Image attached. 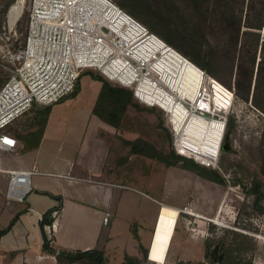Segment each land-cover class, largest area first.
<instances>
[{
    "label": "rangeland",
    "instance_id": "1",
    "mask_svg": "<svg viewBox=\"0 0 264 264\" xmlns=\"http://www.w3.org/2000/svg\"><path fill=\"white\" fill-rule=\"evenodd\" d=\"M114 1L118 2V0ZM16 2V0H0V77L6 80L12 68L8 52H15L23 45L29 18L30 0H24L23 12L19 20L13 25L10 24L9 10ZM150 2L164 9L172 21L181 25V31L188 37H199L201 33L213 41L226 43L235 40L238 36L236 54L243 50L240 43L242 29L238 35L235 30L236 25L240 21L242 28H245L246 13L250 4L256 3L259 8L263 3L264 8V0H224V3L218 0H150ZM260 23L262 39L264 14ZM154 32L167 41L161 34ZM186 44L187 50L194 53V41L191 40ZM228 51L235 54L232 46ZM259 52L260 47L258 58ZM191 62L185 63L180 79L188 86L187 98L194 105H202L206 110L211 107L221 118H207L194 113L186 118V109L177 103L175 121L177 125H181L183 133L192 135L195 140H205L207 143L219 146L224 119L227 118L224 137L230 142V149L221 148L217 165L207 166L205 169L209 174L220 176L222 182L203 177L184 168L182 164L167 166L150 157L130 154L129 147L124 144V138L134 140L141 137L154 143L159 149L166 151L172 149L174 137L167 116L162 109L149 107L135 99L139 107L128 109L127 125L117 128L96 119L92 110L102 83L92 78L88 69L80 78L79 91L75 96L67 95L51 104L41 152L44 155L68 152L69 155L79 159L85 154L84 142H81L83 136L87 140L92 130L100 129L107 134V130L113 128L112 130L115 131L111 139L107 138L108 141L111 140V152L107 151L109 155H106L108 160H105L104 175L113 182L130 185L132 189L127 190L128 196L133 197L140 208L147 209L145 224L142 226L132 223L129 227L128 220L132 218V211L128 207L125 215L117 220L114 228L116 238L111 242L115 245L123 243V246L129 249L130 255L140 257L146 264H155L147 257H143L142 250L149 249L159 209L162 204H168L179 209L170 208V215L166 218L169 224L173 223L175 227L179 212L181 213L180 228L171 245L169 244L164 264H175L178 260L198 263L204 259L205 238L210 235L222 237L227 229L248 233L251 239L250 244H246L247 250L244 254L251 258L254 264H264V237L252 233L255 231L264 235V218H261L264 211L261 212L253 206V196L246 192L244 186L253 178L264 183V175L261 172L264 113L252 104L251 99L246 100L237 93V61L234 62L233 67V60L222 61L215 57L211 59L210 68L217 73L218 79L205 75L200 67ZM3 83L0 82V85ZM246 85L244 78L239 85L241 90H245ZM213 103L217 104V107H212ZM224 110L227 111L226 114ZM34 115L33 108L28 110L14 121L9 130L12 134L17 130H23L32 121ZM18 144L19 147L22 146L20 141ZM60 146L64 149L59 150ZM8 156V152L0 150L3 166L8 165L6 163L8 160L9 164L15 166L12 157ZM5 170L0 167V228L9 226L12 221L14 223L11 229L0 237V264H60L56 258L43 253L42 230L38 221L39 214L47 211V205L50 202L57 205L58 200L53 196L38 199L34 193L22 202L7 199L8 175ZM34 178L33 175L32 182ZM262 204L264 205V199ZM33 206L34 212L29 211L28 209ZM237 227L248 231L238 230ZM253 227L258 229L254 230ZM130 228L132 231H137V233L130 232L134 236L126 234ZM46 233L53 239L55 232L52 233L46 228ZM128 236L130 241H126ZM160 252L162 251L159 248L151 254L157 258L156 255ZM108 253L106 264H121L120 251L109 250ZM152 256L151 258L154 259Z\"/></svg>",
    "mask_w": 264,
    "mask_h": 264
},
{
    "label": "built area",
    "instance_id": "2",
    "mask_svg": "<svg viewBox=\"0 0 264 264\" xmlns=\"http://www.w3.org/2000/svg\"><path fill=\"white\" fill-rule=\"evenodd\" d=\"M176 50L114 0H30L25 41L17 51L8 52L11 74L0 85V150L13 152L18 146V139L7 129L10 124L34 104L51 105L70 95L79 75L93 69L114 84L130 88L140 103L164 111L173 133L175 153L204 167L217 165L227 118L216 158L211 160L192 149L181 125L175 121L174 111L161 102L165 97H173L171 104L176 101L185 108L186 118L191 113L207 118L221 117L202 105H194L186 96L177 98L162 78L158 64ZM5 172L8 175L6 198L24 201L32 191V176L37 167ZM109 217L106 213L104 224ZM57 226L54 218L46 228L54 233ZM252 233L264 237L255 231Z\"/></svg>",
    "mask_w": 264,
    "mask_h": 264
},
{
    "label": "trees",
    "instance_id": "3",
    "mask_svg": "<svg viewBox=\"0 0 264 264\" xmlns=\"http://www.w3.org/2000/svg\"><path fill=\"white\" fill-rule=\"evenodd\" d=\"M218 1L224 3V0ZM117 4L125 11L142 21L148 28L161 34L169 43L174 45H172L173 47L176 49L178 48L177 50L179 53L182 54L187 61H192L193 64H196L201 70H205V75L217 78V73L210 68L211 59H214V57L222 61L233 60V67L234 62L237 61V93L246 100L251 99L252 104L264 113V41L260 38L259 30L261 28L260 21L264 14V8L262 7L263 3L259 8L255 5L256 3L250 4L246 13L244 29L242 28L243 25L240 24V21L236 25L235 30L237 34L242 29L240 43L243 48L242 52L240 51L237 54L236 46L239 43L238 36L235 40H230L226 43H223L222 41H213L209 39L207 35L201 33L199 34V37L191 38L181 31V25L172 21L164 9L158 8V5H154L150 0H118ZM191 40L194 41V53L188 51L186 48V43ZM231 46L234 48L235 54L228 51ZM259 47L260 52L258 58ZM243 51H245V53H243ZM87 71L92 78L97 79L102 83L99 95L92 110L93 114L117 128L127 125L129 121L127 116L128 109L130 107H139V103L136 102L134 98L133 91L130 88L114 84L103 74L100 72L98 73V71L95 73L93 69H88ZM84 72L85 70L79 75L75 88L70 95L75 96L78 93L80 78ZM244 78L247 85L245 90H241L239 85ZM5 80L6 79L0 77V82L3 83ZM212 107H217V104L213 103ZM32 108L35 110V115L32 121L29 122L27 124L28 126L24 127L23 130H17L16 133L13 134L18 141L22 143V150L34 149L40 145L51 105L41 106L34 104L31 109ZM209 111L215 112L211 107H209ZM226 113L227 111H225V114ZM12 124L7 127L10 133L12 132L9 128ZM230 124L231 121L228 124V129L230 128ZM123 141L124 144L129 147L130 154L150 157L167 166L182 164L184 168L194 171L203 177L216 182H222V179L219 178L220 176L218 177L216 174H209L205 171L206 167L201 166L191 158L175 153L172 149L168 151L159 149L154 143L141 137L134 140L124 138ZM261 172L264 175V151L261 154ZM244 186L246 192L253 196V206L263 212V181L253 178L252 181ZM51 195L58 200V204L47 209V211L41 215V219L39 220L43 238V253L54 256L60 264H77L80 262L84 264H106L107 258L102 249L94 247L85 250H69L57 249L51 245L52 238L47 235L46 226L54 221V212L60 209L62 203V197L60 195ZM180 213L181 212H179V216ZM179 216L173 231L171 243L180 228ZM13 223L14 221H12L9 226L0 228V237L11 229ZM250 239L251 237L248 233L231 229H227L225 235L222 237H217L215 235L207 236L203 243L204 259L196 264H254L252 259L244 254L247 250L245 248L246 244H250ZM142 251L143 257L146 258L148 249L144 248ZM122 264L146 263L136 255L127 254ZM175 264L193 263L186 260H178Z\"/></svg>",
    "mask_w": 264,
    "mask_h": 264
},
{
    "label": "crops",
    "instance_id": "4",
    "mask_svg": "<svg viewBox=\"0 0 264 264\" xmlns=\"http://www.w3.org/2000/svg\"><path fill=\"white\" fill-rule=\"evenodd\" d=\"M94 117L103 121L97 115H94ZM112 129L109 128L107 134L100 129L92 130L89 138L87 136V140L83 136L81 142H84L83 153L85 154H82V157L79 159L76 156L69 155L68 152L44 155L41 152L44 141L43 135L37 148L22 150V146H17L15 151L8 152L15 166L9 164V160L6 162L8 165L3 166L4 162L0 157V167L4 170L29 169L33 165L37 167V172L33 174L35 178L34 182H32V191L26 195L25 199L31 193H34L38 199H43L44 196H52L51 194L62 197L61 207L54 215L58 226L53 239H51L53 247L69 250H85L96 247L104 251L106 258H108L109 250H117L122 254L123 262L125 256L127 254L130 255L129 249L124 247L123 243L115 245L111 242L113 238H116L114 228L117 220L125 215L129 207L130 211H132L131 217L133 218L130 221L128 220L129 227L132 226V223L136 225L142 224L143 226L145 224L147 208H140L134 198L128 196L127 190L132 189L130 185L113 182L104 175L105 160H108V152H111V140L108 141L107 138L110 137L111 139L113 131H115ZM58 149L63 150L64 147L61 148L60 146ZM55 205V203L50 202L47 205V209ZM33 208L34 206L28 210L34 212ZM170 208L178 209V207L172 205L162 204L157 214L158 216L160 213V220L155 233L152 253L159 248L162 252L156 255L157 258L154 254H151V256H154V259L152 258L150 261L155 264L165 263L166 258L162 261V256H164L166 248L165 256H167L168 247L171 244L175 227L173 223L169 224L166 221V218L170 215ZM42 210H44L43 207ZM106 213H109L110 217L108 223L104 224L103 219ZM42 214H39L38 221L41 219ZM155 220L157 221V217ZM130 232L137 233V231H132L130 228L126 234L130 236ZM129 236L126 237V241H130ZM131 236L134 235L132 234ZM160 256L162 258H159ZM51 257L55 258L52 255Z\"/></svg>",
    "mask_w": 264,
    "mask_h": 264
},
{
    "label": "bare ground",
    "instance_id": "5",
    "mask_svg": "<svg viewBox=\"0 0 264 264\" xmlns=\"http://www.w3.org/2000/svg\"><path fill=\"white\" fill-rule=\"evenodd\" d=\"M23 7H24V0H19V2H16L13 6H11L9 10V20H10L11 25L15 24V22L19 20L23 12ZM185 63H187L185 57L176 50V52H172L171 54H169V57L164 58V60L160 61V63L158 64L159 71L161 72L162 78L168 83L169 87H171V89L175 92V94L178 95L177 98H179L182 95L187 97L188 86L185 83H182L180 81L184 67H185ZM172 101H173V97L171 96H168V98L165 97L161 100L164 106L171 107L174 113L177 114V103L175 101L174 104L172 105L171 104ZM176 119L178 120L177 115H176ZM184 138L190 142L192 149L197 151L200 155H203L204 157L211 159V160L216 158V155H217L216 151L218 147L217 144L207 143L205 142V140L197 141L193 138L192 135H187V133H184ZM190 213H193V212H190ZM159 220H160V217H159ZM158 224H159V221H158ZM157 228H158V225H157ZM153 246L154 244H152L149 260L152 259L151 252L153 250ZM166 251H167V248L165 250L164 256H162L163 257L162 261L165 260Z\"/></svg>",
    "mask_w": 264,
    "mask_h": 264
},
{
    "label": "water",
    "instance_id": "6",
    "mask_svg": "<svg viewBox=\"0 0 264 264\" xmlns=\"http://www.w3.org/2000/svg\"><path fill=\"white\" fill-rule=\"evenodd\" d=\"M222 149L223 150H229L230 149V142L229 141L224 142L222 144ZM159 217H160V214L157 216V223L155 225V229L153 230V237H151V241H150V245H149V249H148V253H147V259L148 260H149V256H150V251H151V248H152V244L154 242V238H155V233H156V230H157V225H158Z\"/></svg>",
    "mask_w": 264,
    "mask_h": 264
},
{
    "label": "flooded vegetation",
    "instance_id": "7",
    "mask_svg": "<svg viewBox=\"0 0 264 264\" xmlns=\"http://www.w3.org/2000/svg\"><path fill=\"white\" fill-rule=\"evenodd\" d=\"M226 141H228V140H227V138L224 137V139H223V143L226 142ZM223 143H222V144H223Z\"/></svg>",
    "mask_w": 264,
    "mask_h": 264
}]
</instances>
